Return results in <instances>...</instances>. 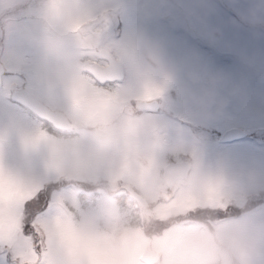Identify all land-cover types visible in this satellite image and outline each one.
I'll return each mask as SVG.
<instances>
[{
	"label": "rangeland",
	"instance_id": "1",
	"mask_svg": "<svg viewBox=\"0 0 264 264\" xmlns=\"http://www.w3.org/2000/svg\"><path fill=\"white\" fill-rule=\"evenodd\" d=\"M170 2L198 40L183 26L158 20L144 21L141 28L118 6L110 12L118 11L123 20L119 39L106 33L105 18L95 21L94 29L84 28L90 17L70 25L81 49L106 44L137 78L126 87L102 90L75 76L64 112L79 132L64 139L10 100L19 75L6 74L20 69L0 53L8 68L0 87V264H22L21 256L29 264H146L142 253L152 247L161 253V264H220L221 247L227 246L234 264H264V246L257 242L264 235V37L231 23H243L238 11L262 0ZM27 4L30 0H0V12L9 9L0 15L5 33L24 25L50 31L34 23L30 8L16 11ZM104 17L110 20L111 14ZM144 36L168 52L145 63L135 55ZM185 49L197 54L187 65L180 62ZM240 87L221 107V98ZM161 97L168 102L164 114L124 111L132 99ZM232 126L246 128L248 136L221 144V134ZM182 158L191 163L188 179L169 189L163 169L167 161ZM127 187L156 202L155 212L165 222L190 211L223 214L212 221L184 218L149 235L132 209L108 193ZM148 213L147 223L155 216ZM34 220L41 234L36 252L46 238L38 257L32 252L39 238ZM21 225L23 236L33 241L15 260L3 247Z\"/></svg>",
	"mask_w": 264,
	"mask_h": 264
},
{
	"label": "clouds",
	"instance_id": "2",
	"mask_svg": "<svg viewBox=\"0 0 264 264\" xmlns=\"http://www.w3.org/2000/svg\"><path fill=\"white\" fill-rule=\"evenodd\" d=\"M117 6L125 16L140 21L141 28L144 21L158 20L172 27L181 25L187 30L179 20L177 6L170 0H120L119 4L107 0H35L31 5H21L16 11L34 9V23L44 25L50 31H34L31 26L24 25L11 33H5L0 39V53L14 58L20 69L19 73L6 74L19 75L21 99L16 101L18 106L34 119L42 120L41 112L65 110L64 98L70 94L75 76L91 82L94 88L109 90L126 87L137 78L131 66L121 64L120 79H102L101 74H98V66L107 68L114 63L107 45L98 43L95 47L81 49L77 35L70 30L71 24L88 17L101 23L103 17ZM238 15L243 23L234 20L231 23L240 28L246 26L253 35L264 37V0L247 5L238 11ZM143 40L144 43L135 50V55L145 63H151L153 57L168 52L164 46L148 41L146 36ZM196 55L194 51L185 49L180 54V62L187 65ZM253 67L249 59L248 68ZM208 71H213L211 66H208ZM223 76L230 80V77ZM241 90V87L233 88L229 96L221 98V107L228 103L230 96L238 95ZM33 228L36 229V235H41L35 220ZM257 242L264 246V235ZM3 251L5 255H15L11 245L4 246Z\"/></svg>",
	"mask_w": 264,
	"mask_h": 264
},
{
	"label": "water",
	"instance_id": "3",
	"mask_svg": "<svg viewBox=\"0 0 264 264\" xmlns=\"http://www.w3.org/2000/svg\"><path fill=\"white\" fill-rule=\"evenodd\" d=\"M1 70V69H0ZM1 72V71H0ZM118 74L117 70L111 69L110 76L113 78ZM1 75V73H0ZM139 106L147 108V107H157V103L155 102H147L143 101L139 103ZM52 117H55L54 115L51 114ZM241 136V131L238 129H232L228 131L223 137L222 140H232L234 138L240 137ZM186 173V167L183 166V164H172L166 167L165 169V179L169 185L173 184L175 179L184 177ZM156 252L154 250H147L144 255L143 259H146L148 261H152L155 257ZM223 262L222 264H229V257H227V249H225L223 252Z\"/></svg>",
	"mask_w": 264,
	"mask_h": 264
},
{
	"label": "snow or ice",
	"instance_id": "4",
	"mask_svg": "<svg viewBox=\"0 0 264 264\" xmlns=\"http://www.w3.org/2000/svg\"><path fill=\"white\" fill-rule=\"evenodd\" d=\"M45 240V237H41L40 252L35 251L36 245L34 242L32 243V252H34L37 257L40 256L44 251ZM30 241H33V238L23 236V226L21 225L18 231L8 238L7 243L15 249L16 254L17 251H23L26 243ZM13 257L15 258V255H13ZM18 259L22 261V264H29V260L24 258L23 256L19 257Z\"/></svg>",
	"mask_w": 264,
	"mask_h": 264
},
{
	"label": "flooded vegetation",
	"instance_id": "5",
	"mask_svg": "<svg viewBox=\"0 0 264 264\" xmlns=\"http://www.w3.org/2000/svg\"><path fill=\"white\" fill-rule=\"evenodd\" d=\"M35 2V0H30V4L29 5H31V4H33ZM28 5V4H27ZM30 11H32V12H35L34 11V9H31L30 8ZM82 28V30L81 31H79V32H81V33H83V27H81ZM111 32H112V26H111V22H110V20H108V22H107V26H106V33H108L109 35H111ZM129 113H135V114H139V111L138 110H129L128 111ZM136 215V214H135ZM136 217V216H135Z\"/></svg>",
	"mask_w": 264,
	"mask_h": 264
},
{
	"label": "trees",
	"instance_id": "6",
	"mask_svg": "<svg viewBox=\"0 0 264 264\" xmlns=\"http://www.w3.org/2000/svg\"><path fill=\"white\" fill-rule=\"evenodd\" d=\"M121 202H123V201L121 200Z\"/></svg>",
	"mask_w": 264,
	"mask_h": 264
}]
</instances>
